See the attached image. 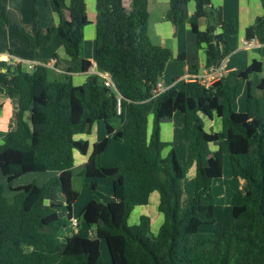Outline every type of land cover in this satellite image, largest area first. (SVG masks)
Returning <instances> with one entry per match:
<instances>
[{
	"label": "trees",
	"instance_id": "1",
	"mask_svg": "<svg viewBox=\"0 0 264 264\" xmlns=\"http://www.w3.org/2000/svg\"><path fill=\"white\" fill-rule=\"evenodd\" d=\"M187 1L194 4L190 16ZM259 2L263 13L245 33L247 40L257 41L256 52L264 45V0ZM52 3L57 24L42 29L34 0V31L28 33L17 13L0 0V24L12 25L28 49L56 40L68 60L59 80L49 79L53 69L44 64L28 71L22 63L0 61V93L17 102L15 128L0 131V264H104L101 240L107 244L109 264H264V76L257 77L263 63L253 58L207 87L197 80H181L177 87L152 97L172 53L151 42L148 0H95L94 62L97 71L109 75L114 88L105 86L100 75L73 85L71 75L87 72L92 65L82 55L88 23L85 0ZM165 19L175 28L189 23L197 46H204L206 67L237 48L234 21H219L211 0H168ZM201 19L204 30L199 28ZM218 30L226 38L218 37ZM184 56L178 54L180 59ZM195 73L196 65H190L189 74ZM241 87L246 111L235 112L232 106ZM175 112L184 118V166L173 148L161 155L165 147L161 125ZM214 115L220 131L205 130V118ZM98 121L105 137L92 144L81 172L75 174L73 152L85 155L89 148L75 135L88 133ZM112 134L127 145L129 167L119 161L109 168L101 165ZM212 143L218 145L214 152L209 149ZM225 156L231 175L245 180L247 189L236 190L230 199L233 220L228 229L203 233L202 226L216 222L212 183L222 177ZM192 166L193 195L182 205L184 170ZM44 172L58 175L41 186L34 182L13 186L26 174ZM75 177L92 195L77 221L93 228L94 234L73 233L61 241L58 232L71 221L79 196ZM102 178L111 180L108 195L97 190ZM56 188L63 202L45 204ZM154 191L163 215L156 234L146 215L137 224H128L133 209L146 205ZM62 209L65 217L59 214ZM236 220L248 231H236Z\"/></svg>",
	"mask_w": 264,
	"mask_h": 264
},
{
	"label": "crops",
	"instance_id": "2",
	"mask_svg": "<svg viewBox=\"0 0 264 264\" xmlns=\"http://www.w3.org/2000/svg\"><path fill=\"white\" fill-rule=\"evenodd\" d=\"M4 2V1H3ZM65 2V0H64ZM192 4V5H190ZM85 5H86V13H87V19L88 23L85 26V28L89 25L92 24V26L95 29V0H85ZM211 5L214 8L216 12L217 19L219 21H223L226 19H232L237 27V41L238 45L237 48L230 53L227 57H225L222 61L215 63L211 67L220 69L224 74H226L228 71L235 70V69H240L245 66H247L253 58L260 60V58H264V45L259 46V52H256L255 48L258 47V44H256L253 47L250 48H244L242 46V43L245 38V33L246 29L248 26H250L255 18L257 16L262 15L263 10L261 7V4L259 0H211ZM168 8V0H148L147 4V10H148V19H147V32L148 35L151 39V42L155 45L161 46V47H166L168 48L171 53V59L167 62L165 70L163 72L162 78L160 80V83L163 87V89H167L169 87L175 86L177 87L179 81L183 79L187 73H189V66L190 65H196V73H202L205 69L209 68L206 67V54L204 52V46L198 47L196 44V39L193 33L191 32V28L189 26L188 22H183L178 28H175L173 24L165 19V14ZM89 9V10H88ZM194 11V4L192 1H187L186 3V13L187 16H190L192 12ZM16 12V11H15ZM90 13V14H89ZM18 15V14H17ZM90 15V16H89ZM68 17V14H66ZM19 17V16H18ZM205 20L201 19L199 20V28L201 30L205 29ZM84 28V29H85ZM34 31V30H33ZM33 33V32H32ZM218 37H225V33L222 31L218 30L216 31ZM94 38H95V33H94ZM226 38V37H225ZM53 41V40H52ZM51 43V42H50ZM49 43V44H50ZM48 44V45H49ZM184 53L185 56L180 59L178 58V54ZM249 53H252V56L249 55ZM5 54V53H0V55ZM10 55V54H9ZM44 54L37 55L36 53H33L32 56L30 57H24L26 61L21 60L20 58H15L19 59L21 63H26L29 64L30 66L36 65V64H46L50 61V59L55 58L57 62H59L58 56L54 53V56H49L47 59L45 56L42 57ZM46 55V54H45ZM12 58V57H11ZM85 58V57H84ZM42 59V60H41ZM91 61V63L94 62V55L90 56L89 58H86ZM43 61V62H41ZM63 66L60 68L59 64L56 63V67L53 68V71L49 73V79L54 80L58 79L60 74L64 73V69L68 65V60L63 59ZM264 64V61H261ZM95 63V62H94ZM33 68V67H31ZM27 69V68H25ZM100 76L103 78H109V75L104 72H99L97 71ZM91 75L89 71L83 72V73H73L71 75V82L73 85H80L85 82L87 77ZM73 78H76V84L73 83ZM59 80V79H58ZM3 102L7 108L8 111L10 112V116L7 118L5 122V128H2L3 130L0 131H8L11 129H14L16 126V113H17V102L15 99H11L8 96H6L4 93H0V107L2 108ZM0 108V110H1ZM150 120L149 119V125H150ZM216 121L219 122V127L218 130L216 131ZM95 122L92 126L91 129L88 133H82L75 135V139L77 140H85L88 142L89 148L87 150V154H81L78 151L73 152V158L76 159L74 160L75 163H78L79 165H83L87 159L88 156L91 152V146L93 143L98 142L102 140L105 137V131H104V125H101V123ZM205 123H206V130H211L214 132L220 131V120L214 115L211 119L205 118ZM103 124V123H102ZM184 118L183 115L179 112H175L172 117L167 120L165 123L161 125V131H160V138L163 143H165V147L163 148L161 155L165 156L171 148L175 149V142L174 139H176V136L178 139H182L184 142ZM109 144L113 146L112 149L114 151L112 153H115V155L112 157L107 156V150L109 147ZM213 146H216L217 149V144L212 143ZM211 151V150H210ZM215 151V150H214ZM212 151V152H214ZM75 152H78L79 154L77 155ZM122 154L125 157V165H130L131 164V158H130V153L127 145L124 142L119 141L115 134H112L109 136L106 148L102 154V157L106 156V163L109 165L108 167H112V163H116L119 160L116 158V155ZM181 155L179 156L182 160L186 159V149H185V142H184V149L182 147L180 151ZM183 153V154H182ZM121 162V161H120ZM185 162V161H184ZM122 163V162H121ZM75 165V164H74ZM127 167V166H126ZM224 167V163H223ZM194 168L192 166L191 168H188L185 171L186 173ZM195 174V170H194ZM58 175L57 172H44V173H30L26 174L17 180H15L13 183L15 185L13 186H19V185H25L28 183L33 182V178L35 176H41L44 181H48L52 177H56ZM223 175V172H222ZM25 176H29V180H25ZM235 178V177H234ZM20 179H24L25 183L24 184H18ZM185 176L182 180V183H184ZM193 182V185L188 187L183 186L182 189V195L186 196V202L188 199H190L193 195V188H194V176L193 179H191ZM219 181V180H218ZM45 182H42L41 184H37L39 186L43 185ZM111 182V180H110ZM234 182V181H233ZM35 183V182H34ZM236 183V188L234 191H232L229 194V199H231L233 193L236 190H241L242 192H245L247 189V184L245 180L238 178L234 182ZM112 188V185H111ZM233 189V188H231ZM79 197V196H78ZM92 195L90 194L89 197H85V205L91 200ZM45 204H51V203H62V198L60 197V189L56 188L54 189L48 197L45 198L44 200ZM185 202V203H186ZM158 203H159V194L158 192L154 191L150 194L148 203L146 205L142 206H137L133 209V211L130 214V217L128 219V224L129 225H134L139 222V218L142 215H146L150 219V230L153 234H156L160 228V226L163 223V215L162 213L158 210ZM74 207V205H73ZM82 210V209H80ZM63 215H65V210L63 211ZM232 216V215H231ZM72 218H74L73 215V208H72ZM238 221V220H236ZM69 223V222H68ZM244 224V223H243ZM67 225V224H66ZM236 225V222H235ZM86 226V225H85ZM80 225L78 223L77 227H74V233H78L81 236H85L86 228L89 230V235L93 234L92 228L86 226V228H83L80 230ZM66 228V226H65ZM63 228V229H65ZM245 229V228H244ZM243 229V230H244ZM76 230V231H75ZM73 233V232H72ZM88 236V235H87Z\"/></svg>",
	"mask_w": 264,
	"mask_h": 264
},
{
	"label": "rangeland",
	"instance_id": "3",
	"mask_svg": "<svg viewBox=\"0 0 264 264\" xmlns=\"http://www.w3.org/2000/svg\"><path fill=\"white\" fill-rule=\"evenodd\" d=\"M6 6L14 11L19 16L20 23L22 24L23 28L28 32L32 33L34 30L33 26V1L34 0H3ZM93 1V0H92ZM68 3V0H65V4ZM192 5V4H190ZM35 7L38 13V19L40 21V25L43 30H46L47 28L51 26H55L57 24V16L55 12V8L53 6L52 0H35ZM89 10V9H88ZM65 15L68 14L67 10L64 11ZM90 14V13H89ZM90 16V15H89ZM204 30V29H203ZM94 33L95 29L92 26V24H89L85 29H84V39H83V45H82V55L85 58H89L90 56L94 55V50H95V38H94ZM226 37V34H225ZM0 53H5V54H10L13 58H20L23 61H26L22 56L24 57H30L33 55V53H36L37 55L44 54L42 57H46L47 59L49 56H54V53L58 56L59 62L56 63L59 64L60 68L63 66V59L67 60V57L65 55V52L62 48V46L56 41L53 40L49 45H46L44 47H41L39 49H28L26 46V41L23 37H21L16 29L12 25H1L0 24ZM46 54V55H45ZM249 55L252 56V53H249ZM42 60V59H41ZM261 61H264V58H260ZM43 62V61H41ZM9 65H12L11 63H8ZM56 65V64H55ZM264 65V64H263ZM23 66L27 68L26 70L30 71L32 68L29 67V64L23 63ZM264 76V67H263V72L258 74L257 77H262ZM61 78V77H60ZM59 79V78H58ZM180 82V81H179ZM73 83L76 84V78H73ZM2 108L0 110V130H3L2 128H5L4 124L7 120V118L10 116V112L8 111L7 106L1 102ZM233 110L235 112H243L246 111V97H245V89L241 87L238 91L237 94V100L233 104ZM101 123V122H99ZM101 125H103L101 123ZM216 131L218 130L219 127V122L216 121ZM150 127V125H149ZM205 128H206V123H205ZM207 129V128H206ZM205 129V130H206ZM174 144H175V152L177 156V160L181 166H184V161L182 160L179 156L181 155L180 151L183 147L184 149V142L182 139H178L176 136V139H174ZM1 143V141H0ZM113 146L109 144L108 150H107V156L112 157L115 155V153H112L114 149H112ZM209 149L211 151L216 150V146H213L212 144H209ZM77 155L79 154L78 152H75ZM183 154V153H182ZM80 155V154H79ZM116 158L119 160V162L124 166L125 165V157L122 154L116 155ZM77 159V158H76ZM74 159V160H76ZM100 163L103 167L109 168L106 163V156L102 157L100 159ZM74 172L75 174H78L81 172L82 165H79L78 163L74 162ZM113 166L116 165V163H112ZM112 166V167H113ZM130 166V165H129ZM128 166V167H129ZM186 170H184L185 173ZM185 176V181L182 183V185L185 187L190 186L191 183L193 185V182H191L194 176V168L190 169ZM25 180H29V176L24 177ZM238 178H234L231 175V169H230V163H229V158L228 156H225L224 158V167H223V175L221 179H218L212 183V192L214 197L216 198L215 205H214V215L216 222L214 224H209V225H204L201 227L200 231L203 233H215V232H225L228 229L229 224L233 220L231 216V208H230V199H229V194L235 190L236 188V183H234ZM24 179H20L18 184H24L25 183ZM33 182L36 184H41L42 182H45L44 179L40 176H35L33 179ZM74 186L75 188L79 191V197L77 201L74 204L73 207V215L74 218L80 217V213L84 208V203H85V197H89L91 194L90 189L84 187L82 185V182L76 180V177L74 179ZM234 181V182H233ZM98 187L97 190L103 194H110L112 191L111 188V182L109 178H102L99 179L98 181ZM16 183V182H15ZM13 183V185H15ZM182 186V189H183ZM233 188V189H231ZM235 193V192H234ZM233 193V194H234ZM7 195H10L8 191H6ZM61 197V196H60ZM186 196H183L181 198V203L182 205L185 204L186 202ZM64 209L60 211V215L65 217L63 215ZM69 222V223H68ZM66 228L62 229L58 232V238L61 241H64L66 238L70 237L74 233V228L72 225L71 221H68ZM80 225V230L83 228H86V224L84 223H79ZM245 228V229H244ZM244 229V230H243ZM235 230L236 231H248V228L245 224H243L241 221H236L235 225ZM76 231V230H75ZM93 234H94V229L92 228ZM73 232V233H72ZM85 234L89 235V230L86 228ZM86 235V236H87ZM107 244L104 240H101L100 243V250H101V255L104 261V264H109L110 263V258L108 255L107 251Z\"/></svg>",
	"mask_w": 264,
	"mask_h": 264
},
{
	"label": "built area",
	"instance_id": "4",
	"mask_svg": "<svg viewBox=\"0 0 264 264\" xmlns=\"http://www.w3.org/2000/svg\"><path fill=\"white\" fill-rule=\"evenodd\" d=\"M256 44H257L256 40H254V39L247 40L246 39L243 41L242 46L244 48H250V47L255 46ZM11 57L12 56L9 54H2V55H0V61L6 62V63L8 62V63H11L12 65H16L18 63H21V61L19 59H15V58H13V57L11 58ZM55 64H56V59L53 58V59H50V61L48 63H46L45 66L53 69V68H55ZM30 67H33V66H30ZM89 73L91 75H100L97 72L96 65L94 62L92 63L91 67L89 68ZM223 75H225V74L220 69H217V68L210 66L209 68L202 71V73H198V74H194V75L187 73V75H185L182 80H184V81L197 80L200 83H202L204 86L207 87V86L211 85L212 83H214L215 81H217ZM104 84L107 87L114 88V84L111 81L110 77L105 78ZM163 90L164 89H163L161 83L160 82L157 83L156 88L153 90L152 97H156ZM71 222H72V225L74 227H77L78 221L76 218H72Z\"/></svg>",
	"mask_w": 264,
	"mask_h": 264
}]
</instances>
